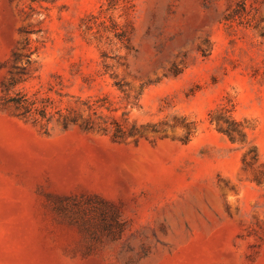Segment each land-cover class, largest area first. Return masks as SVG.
Returning a JSON list of instances; mask_svg holds the SVG:
<instances>
[{"label": "rangeland", "instance_id": "374dc122", "mask_svg": "<svg viewBox=\"0 0 264 264\" xmlns=\"http://www.w3.org/2000/svg\"><path fill=\"white\" fill-rule=\"evenodd\" d=\"M0 264H264V0H0Z\"/></svg>", "mask_w": 264, "mask_h": 264}, {"label": "trees", "instance_id": "16d2710c", "mask_svg": "<svg viewBox=\"0 0 264 264\" xmlns=\"http://www.w3.org/2000/svg\"><path fill=\"white\" fill-rule=\"evenodd\" d=\"M103 67H104V73L109 71L110 66L103 61L102 63ZM122 65L126 66V63H123ZM174 73L177 72V69L173 70ZM110 76H112V74L110 73ZM115 77V76H112ZM153 79H147L145 82H143L141 84V87H144L146 84L153 82ZM17 83V80L14 79L13 77L10 78V80L6 83H3V90L5 91L6 95L3 97L2 99V104L3 105H11L13 106V108L18 111V115L25 117L31 110L32 108V102H28V100L26 98L21 99L19 97H16L15 95H10V90L11 88ZM114 85L121 91H124L125 86H127V83H120V81H114ZM139 95L140 93L137 94V96H135V101L137 102L139 99ZM126 97H129L128 95H126ZM43 112V110H42ZM43 114V113H42ZM100 120V121H98ZM77 118L76 117H69V116H62V122L64 124L68 123V122H76ZM112 123L114 124V126L111 128L109 123L106 122V120L102 119L100 115H97L96 118H85L82 119L80 125L86 129V130H92V129H97L99 131H101L102 133L105 134H110L111 138L113 140H119L121 138H123L126 135H133V134H137L140 133V130L135 126L132 125V127L129 130H124L123 127L121 126V124H119L118 122L112 120ZM227 125L226 127H224L223 129H221L224 133H226L230 138L233 137L234 134H238L239 136H243V133L241 132V130L238 128V125L234 122H228L226 121ZM141 134V133H140Z\"/></svg>", "mask_w": 264, "mask_h": 264}]
</instances>
